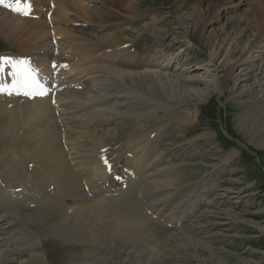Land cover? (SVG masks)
Here are the masks:
<instances>
[{
    "label": "bare ground",
    "instance_id": "1",
    "mask_svg": "<svg viewBox=\"0 0 264 264\" xmlns=\"http://www.w3.org/2000/svg\"><path fill=\"white\" fill-rule=\"evenodd\" d=\"M56 1L57 3L51 2L56 5V11L52 12V20L50 19L48 23L34 21L33 25L31 24L33 32L31 31L30 34L33 33L39 36V39L45 40L50 31L60 28L61 23H73L70 30L81 34L79 35L81 42L74 43L66 30L59 29L62 31L60 32L62 42H59L64 50L65 62L62 80L63 94H61L62 97L54 95L53 98L56 101L61 100L62 103L65 100V106L60 104L64 108L61 113L62 118L60 117L62 120L60 119L61 123H59L61 128L58 122L56 123L49 99L45 95H33L29 101H22L16 97L19 93L15 91H12V94L0 93V179H2L0 180V264H47L44 253L39 249L41 239L34 233L35 230L31 232L28 227L22 225L21 214L18 213L20 210L16 207L21 202H29L30 199L25 197H28L31 191L42 194L41 199L47 202L48 208L50 205L51 208L52 205L56 208L54 212L58 214L57 221L47 230L49 234L58 235L71 244L82 245L81 258H86L88 261L87 258H90V263L87 264H159L162 259L161 248L157 236L153 233L154 226L159 224L158 222L165 225L171 224L172 221L176 226L179 219L182 217L185 219L187 215L194 214L201 208H207L210 202L203 203L198 198L194 200L186 190L177 189L175 199H168L171 215H162L161 205L159 210L155 206L157 209L155 212H150L145 206L147 203L154 207L156 199L142 202V199H136L135 194L140 196L147 191L163 187L171 188V180L161 182L158 179L165 171L176 170V166L172 164L184 160L187 154L189 155V148L185 149L182 145L180 149L169 146L158 149L157 139L164 140L170 136L171 132H181L191 127L197 121L199 110L198 103H192L189 98L194 96L201 99V95L190 88H185L184 85L189 82L187 78L189 71L176 74L175 69L170 70L172 56L163 60L161 66H154L155 69L149 68L136 73L114 70L107 66L105 71H109V74L105 77L96 75L98 71H89L84 67L77 69L76 65V68L72 66L70 56L72 52H76V56L80 54L81 57L85 52L86 60H89L85 63L94 65L99 58L95 57L94 51H99L100 58L105 59L109 52L125 51L132 42L129 36L144 32L154 34V31H158L152 19L138 29H129L130 23L143 19L146 14V11H140L138 8L141 0H94L93 5L90 4L91 7L83 1L89 4L92 0ZM36 2L39 3V1ZM244 2L246 0H224L220 6L217 5L219 8H216V12L214 10V15L201 20L202 23L199 27L197 25L195 32H190L180 19L185 37L199 40L206 34H210V28L220 20L222 13L230 12ZM10 3L11 8L7 7L13 11L14 3ZM37 3L35 6L39 9L41 4ZM15 6L17 7V4ZM3 13L0 12V30L9 31L8 35L2 33V36L6 40H11V34L20 32L22 24L17 20L18 17L14 18L8 16L6 12ZM260 17L261 24L264 26V14ZM128 31H131L130 35ZM236 43L233 42L234 45ZM214 47H216L215 44ZM263 47L264 33H253L247 49H242L243 53L241 52V56L238 55L236 60H231L230 52L224 55V60H221L224 62V66H221L225 68L223 70H226V73L223 72L224 76H215L207 83L220 97L224 94V88L229 81H234L235 88L239 84L249 83L248 76L253 75L252 83L248 86L244 85L241 91L233 93L239 97L250 95L252 90L258 91L257 96L253 94L254 98L246 103L249 110H245V114L238 120V127L248 134V142L255 141L258 136H264V61L259 59L261 55L259 50ZM51 52L48 51L49 54ZM90 53L93 55H89ZM209 53L213 60L217 58L216 50L210 48ZM80 56L78 63L82 61ZM7 58L15 59L12 56ZM94 69L96 70L95 66ZM236 71H240L238 78L234 75ZM38 72L35 71L36 78ZM10 73L11 67H6L5 71L0 73V78L1 75H7L6 85L12 84ZM100 73L104 74L103 69ZM205 81L207 80L203 82ZM203 85L206 86L205 83ZM74 88L78 89V93L81 92L79 90H85V99H87L84 103L72 101L71 95L76 91ZM52 89L55 90L53 86ZM110 89H113L112 93ZM136 89L154 98L152 110L145 115L137 112L135 98L125 93ZM21 91L24 92V90ZM83 104L85 107L93 105L92 111L85 113L81 109ZM58 110L55 111L59 117ZM121 114L126 117L122 118ZM126 128L130 129L127 133H125ZM59 129L62 130L61 134L67 145L65 148H62L60 144ZM211 135L213 136L212 133H204L202 137ZM193 141V139L189 140L186 145L192 144ZM261 143L264 146V140ZM104 147H107L108 152L104 150V153H100L99 149ZM129 149H131V155L126 159L129 166L124 176L126 186L118 190H107L108 181L115 171L114 163L120 161L122 151ZM237 155L238 151L229 152L228 160ZM134 190L137 192L134 193ZM44 191L51 192V195L45 194ZM63 196L91 202L80 206L71 204L66 207L62 205L63 202L58 204ZM9 205L14 212L10 213L11 208L7 207ZM23 208L25 209L24 206Z\"/></svg>",
    "mask_w": 264,
    "mask_h": 264
},
{
    "label": "rangeland",
    "instance_id": "2",
    "mask_svg": "<svg viewBox=\"0 0 264 264\" xmlns=\"http://www.w3.org/2000/svg\"><path fill=\"white\" fill-rule=\"evenodd\" d=\"M36 1H39V3ZM49 1L50 4L48 5ZM53 1L57 3L56 0H20L17 6L21 8L25 4L30 3V12L27 15L10 11L7 6H0V12H6L8 16L14 18L18 17L17 20L22 24V30L16 34H11V40H6L2 36V33L8 35L9 31L0 30V57L2 55L5 58L12 56L15 58L14 60L23 61L28 58L26 60V62L29 60L27 62L28 65L34 71H39L37 80L42 85H47H43L44 89L49 87V89H45V96L49 99L48 102L53 111V116L61 128V124L59 123L62 120L61 113L64 109L63 106H65V100L62 103L61 100L56 101L53 98L54 95L61 96L63 94L62 80L65 62L63 60L64 50L61 47L62 35L60 32L62 31L59 29L63 28V30H66L71 41L74 43L81 42L79 38L81 34L70 30L72 29L71 26L73 23L59 24L60 28L50 31L48 33L49 38L47 37L45 40L39 39L40 37H37L33 33L32 35L30 34L31 31L33 32L31 24L33 25L34 21L48 23L50 19L52 20V12L56 11V5L51 3ZM93 1L89 4L86 1H83V3L91 7ZM223 1L141 0L139 1L138 8L140 11H146V14L143 19H137L135 22L130 23L129 29H138L142 24L149 23L153 20L152 22L158 31H154V34L144 32L145 34H133L129 36L132 42L125 51L109 52L106 54L107 57L105 59L100 58L99 51H94L95 57L99 58H97V62L94 65L92 64L93 66L85 63L89 61L88 59L86 60L87 55L85 52H83L82 57L80 54L76 56V52L70 54L72 57V66L75 67L76 65L77 69L84 67L88 68L89 71H98L96 75H103L104 77L109 74V71H105V67L107 66L114 70L117 69L132 73L135 71L134 73H136L146 69L149 70V68L155 69V67L161 66L160 64L163 60L172 56L173 60L171 63L172 67H169L170 70L175 69L176 72L174 73L176 74L189 71L190 73L187 76L189 82L184 86L187 89L190 88L192 91L199 92L201 95V99L194 96L189 98L192 103H198L199 112L197 121L193 124L194 126L192 125L181 132H171L170 136L164 140L162 138L157 139L159 144H157L158 149L167 148L168 146L170 148L180 149L182 145L185 149L189 148V155L187 154L184 160H179L172 164L176 166V170L165 171V173L160 175V179H158L161 182L171 180V188L163 187L154 191H147L146 194L142 193L140 196L137 195L136 190L133 191L136 193V199H142V202L148 201V199L149 201H155L156 199L157 202L154 203V207L147 203H145V206L149 208L150 212H155V210L160 209L159 206L161 205L160 211L163 213L162 215H171L168 199H175L178 193L176 192L177 189L186 190L187 194H190L194 200L198 198L203 203L210 202L207 208H201L196 213L187 215L185 219L183 217L179 219L178 225L176 226L173 221L171 224L165 225L162 222H158L159 224L154 226L153 233L157 236L161 248L160 257L162 259L159 264H264V146L261 143L264 140V136H258L255 141L248 142V134L245 131H241L238 127L239 118L245 114V110H249L247 109L249 106H246V103L251 98H254L253 94L257 96L258 91L252 90L250 95L246 94L245 96L239 97L233 95L234 92L241 91L244 85L248 86L252 83L251 78L253 75L250 74L251 76H248L250 77L249 83L244 85L239 84L235 88L234 81H229L224 88V94L220 97L207 84L215 76H224L226 73V70H223L225 68L222 67L224 66V62L221 61L224 60L226 53L230 52L231 54L229 56H232L231 60H236L241 56L244 48L247 49L253 33H264V26L261 24L260 17L264 14V0H246L247 3L244 2L243 5L238 6L236 9L222 13L220 20L215 22L210 28L213 32L210 31V34H206L199 40L186 38L179 21L181 19L182 23L190 32H195L203 20L215 14L216 8H219L217 5L220 6ZM10 2L14 3L12 7H16L14 0H10ZM33 2H35L34 5ZM36 3L42 6L39 5V9H36ZM197 14L200 15L198 16ZM224 32L226 34L228 32L227 36ZM130 33L131 31H128L129 35ZM58 36L59 38H56ZM233 42L237 43L234 45ZM41 43L45 47L44 45L42 47ZM213 43L216 47H214ZM209 47L218 53L217 58H214V60L209 55ZM232 49L233 51H230ZM48 51L52 52L49 54ZM93 53L89 55H93ZM260 53L259 59L264 61V47L259 50ZM79 56L82 58V61L78 63ZM46 61L47 63H45ZM47 66L50 67L48 68ZM90 66L92 67L90 68ZM98 66L100 68L102 67L101 69H103L105 75L100 73L101 69ZM200 68L202 69L200 70ZM224 71L225 73H223ZM234 75L235 77L237 75L239 77L240 71H236ZM5 78H7V75H1L0 84L6 85L7 80ZM204 80L207 81L203 82ZM204 83L208 88L203 85ZM52 86L55 90H51ZM74 89L76 91L72 94L73 96L71 95L73 98L72 101L81 104L84 103L87 99H85V90L82 89L83 92L79 90L82 93H78V89ZM109 91L112 93L113 89ZM125 93L135 98L137 112L141 115H145L152 110L154 98L148 93L139 92L137 89ZM16 97L22 101H29V99L33 98V95H25L21 91ZM202 99L204 100L200 101ZM55 106L57 107L55 108ZM92 108L93 105H86L85 107V104H83L81 109L88 114L92 111ZM55 110H58L60 113L59 117ZM125 117L126 115H123L122 118ZM59 130L60 144L62 148H65L67 145L64 142L63 134H61L62 130ZM125 130V133H127L130 129L126 128ZM204 133H212L213 136L202 137ZM125 136L127 137V134ZM192 139L194 140L193 143L186 145ZM63 144L64 146H62ZM104 150L108 152L107 147L100 148L99 152L104 153ZM130 151L131 149L122 151L123 155L120 161L114 163L115 171L108 181L107 190H118L126 186L124 176L129 166L126 159L127 156L131 155ZM231 151H238V155L228 160V153ZM28 194V197L25 198H29L31 201L29 200L28 203L24 202L25 204L21 202L16 207L20 210L18 213L21 214L22 225L28 227L31 232L35 230L34 233L41 239L39 249L44 253L47 264L90 263V258H87L89 261L86 258H81L83 253L82 245L71 244L66 240L64 241L60 236L52 233L49 234V231H47L57 221L58 214L54 212L56 208H53V205L52 208L51 205L48 208L47 202L41 199L42 194L33 191ZM45 194L51 195V192H46ZM163 197L164 199H162ZM60 202H63L62 205L69 207L71 204L80 206L91 201L74 200L71 197L63 196L61 197V201H58V204ZM48 203L51 204V201ZM7 207L9 209L11 208L9 210L10 213L12 211L14 212L11 205ZM173 214H176V210ZM162 242H164L163 245Z\"/></svg>",
    "mask_w": 264,
    "mask_h": 264
},
{
    "label": "snow or ice",
    "instance_id": "3",
    "mask_svg": "<svg viewBox=\"0 0 264 264\" xmlns=\"http://www.w3.org/2000/svg\"><path fill=\"white\" fill-rule=\"evenodd\" d=\"M19 5L20 0H14ZM0 6H8L11 8L9 0H0ZM18 14L27 15L30 12V3L25 4L23 8L17 6L12 8ZM6 67H11L12 84H0V93L12 91L20 93L24 90L25 95H45L46 91L43 85L37 80L35 71L23 60H12L11 58L0 57V73L5 71ZM11 89V90H9ZM107 163V162H105Z\"/></svg>",
    "mask_w": 264,
    "mask_h": 264
}]
</instances>
